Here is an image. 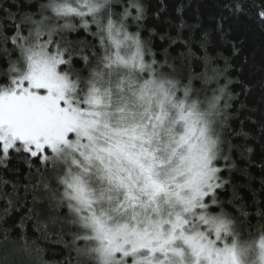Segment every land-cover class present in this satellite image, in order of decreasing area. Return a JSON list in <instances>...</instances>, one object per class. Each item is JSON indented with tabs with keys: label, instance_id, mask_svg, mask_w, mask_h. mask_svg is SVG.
I'll list each match as a JSON object with an SVG mask.
<instances>
[{
	"label": "clouds",
	"instance_id": "9594fccd",
	"mask_svg": "<svg viewBox=\"0 0 264 264\" xmlns=\"http://www.w3.org/2000/svg\"><path fill=\"white\" fill-rule=\"evenodd\" d=\"M29 3L16 45L0 22V87L27 73L29 57L45 59L78 116L36 192L42 223L66 230L60 264H230L225 248L237 264H264V203L221 175L237 97L231 67L158 58L143 34L147 0Z\"/></svg>",
	"mask_w": 264,
	"mask_h": 264
},
{
	"label": "snow or ice",
	"instance_id": "6c2138e0",
	"mask_svg": "<svg viewBox=\"0 0 264 264\" xmlns=\"http://www.w3.org/2000/svg\"><path fill=\"white\" fill-rule=\"evenodd\" d=\"M34 7L29 0H4V3H0V22L8 34L17 33L12 37V45L17 44V37L22 29V24L17 21H22ZM216 7L219 18H213L215 23L212 27H202L199 18L193 24L181 19L177 35L168 37L169 47L177 45L178 42L184 46L185 50L178 56L193 61V66L197 70L202 66V62L207 65L209 62L219 63L221 59L231 67L228 58L223 57L220 50L224 45L230 44L233 55L240 51L237 42H234L235 37H231L230 34L241 23L251 22L264 32V0H216ZM57 11L74 10L59 8ZM184 29L188 32L186 36ZM160 39L164 40L165 36H160ZM164 51L167 53V49ZM4 52L6 55L10 54L11 49L5 48ZM16 71L15 67L9 68L10 73ZM66 88V82L57 73L53 63L32 57H29L27 73L21 76L13 75L7 84L0 87V167L16 177L14 181L0 179V199L5 202L0 206V220L7 222L8 217L19 214L20 223L16 227L20 229L26 226V222L32 221L33 227L39 231L41 217L47 215L44 207L38 204L36 199L40 172L36 162L45 164L49 152H56L60 144L67 143L69 134L79 126L75 109L70 107L66 96ZM260 88L264 89V79L260 82ZM242 91L248 93L251 90L244 84ZM239 106L241 109H247L246 119L250 124L244 125V121H241V124L249 130L245 131L242 127L232 135L243 137L245 143L238 145L231 141L230 155L222 166L223 171L219 168L215 171H221V175L227 173L229 185L234 191L247 189L251 202L264 203V175L259 177L257 187L255 183L257 177L249 171L255 163V149L248 146L250 142L256 143L262 149L259 167L264 172V91L260 93L258 105L248 108V105L241 101ZM20 164L27 168L23 180L19 179ZM233 173L244 178L247 183H235ZM8 184L11 185L10 190L2 187ZM208 189L213 192L220 190L218 185L211 183L208 184ZM207 194L204 192L201 195ZM222 194L228 195L227 191ZM44 227L47 226L44 224ZM259 247L264 258V238L259 242ZM225 252L231 256L230 264H237L234 252L228 248H225Z\"/></svg>",
	"mask_w": 264,
	"mask_h": 264
},
{
	"label": "trees",
	"instance_id": "16d2710c",
	"mask_svg": "<svg viewBox=\"0 0 264 264\" xmlns=\"http://www.w3.org/2000/svg\"><path fill=\"white\" fill-rule=\"evenodd\" d=\"M0 3H4V0H0ZM147 3L148 17L144 22L143 34L146 37H151L158 58L175 57L185 50L183 45H179V42L177 45L169 47L168 37L177 35L181 19L188 24H193L199 18L202 27L209 28L215 23L213 18H219L216 0H147ZM149 29H154V34H151ZM183 32L185 36L188 34L187 29H184ZM162 35L165 36L164 40L160 39ZM230 36L235 37L234 42H237L240 51L233 55L230 44L224 45L220 51L231 64L229 75L234 80L232 91L237 95V99L233 102V119L230 124L233 132H238L244 125L250 124V121L246 119L247 109H241L240 102L246 103L248 108L256 106L260 102L261 91H264L260 88V82L264 79V32L255 24L245 21ZM165 49H167V53H165ZM212 54L215 55V53ZM219 63L223 65L224 59H221ZM244 84L249 86L250 92L242 91ZM241 121H244V125L241 124ZM244 130L248 131L249 129L244 127ZM258 131L257 129V135ZM231 140L238 145L245 143L243 137L232 136ZM248 146L255 149V163L249 171L257 177L255 183L258 187L259 177L264 175L259 167L262 149L256 143L250 142ZM19 167L21 171L19 179L23 180L27 168L23 164H20ZM36 167H41L38 161ZM225 176L227 177L226 172ZM0 179L14 181L16 177L0 167ZM233 179L237 184L247 183L244 178L238 177L236 173H233ZM2 187L11 189L10 184ZM240 193L246 201L251 202L250 193L247 189H240ZM258 199L261 198L258 197ZM29 201H31V196H29ZM4 203V200L0 199V206H3ZM44 210L47 212L45 207ZM37 211H40L39 207ZM44 218L45 216H42L41 220ZM19 223V214L8 217L7 222L0 220V264H34L37 260L60 264L69 256V250L65 247L67 243L66 230L62 231L58 226L52 224L44 227L42 223L40 230L37 231L33 227L32 221L26 222V226L20 229L16 227Z\"/></svg>",
	"mask_w": 264,
	"mask_h": 264
}]
</instances>
